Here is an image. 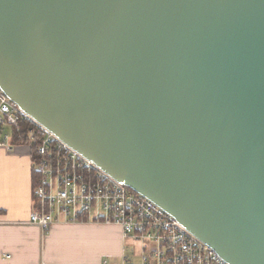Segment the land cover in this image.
I'll use <instances>...</instances> for the list:
<instances>
[{"label": "water", "instance_id": "1", "mask_svg": "<svg viewBox=\"0 0 264 264\" xmlns=\"http://www.w3.org/2000/svg\"><path fill=\"white\" fill-rule=\"evenodd\" d=\"M0 88L229 264H264V0H0Z\"/></svg>", "mask_w": 264, "mask_h": 264}, {"label": "built area", "instance_id": "2", "mask_svg": "<svg viewBox=\"0 0 264 264\" xmlns=\"http://www.w3.org/2000/svg\"><path fill=\"white\" fill-rule=\"evenodd\" d=\"M25 119L34 123L27 145L36 176L35 207L27 223L42 232L54 224L119 227L124 241L120 259L104 258L98 264H229L163 208L33 121L0 88V146L10 148L12 130Z\"/></svg>", "mask_w": 264, "mask_h": 264}, {"label": "crops", "instance_id": "3", "mask_svg": "<svg viewBox=\"0 0 264 264\" xmlns=\"http://www.w3.org/2000/svg\"><path fill=\"white\" fill-rule=\"evenodd\" d=\"M32 172L27 144L0 146V264H98L104 258L119 260L124 241L117 226L54 224L42 232L27 223L35 207Z\"/></svg>", "mask_w": 264, "mask_h": 264}, {"label": "trees", "instance_id": "4", "mask_svg": "<svg viewBox=\"0 0 264 264\" xmlns=\"http://www.w3.org/2000/svg\"><path fill=\"white\" fill-rule=\"evenodd\" d=\"M33 127H34V123L31 120L29 119L22 120L19 123L18 129L12 130L11 142L14 144H27L29 142V138H28L29 130L32 129ZM31 155L33 156V151ZM32 181L34 186L36 181V176L34 173H32Z\"/></svg>", "mask_w": 264, "mask_h": 264}]
</instances>
